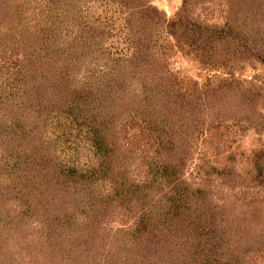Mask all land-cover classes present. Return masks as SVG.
Listing matches in <instances>:
<instances>
[{"label": "trees", "instance_id": "trees-1", "mask_svg": "<svg viewBox=\"0 0 264 264\" xmlns=\"http://www.w3.org/2000/svg\"><path fill=\"white\" fill-rule=\"evenodd\" d=\"M118 1L127 7L128 18L141 16L148 22H145L146 25L156 24L159 27L158 21L162 17L152 5H128L126 0ZM204 1L183 0L182 9L174 21L168 22L162 29L185 46L190 55L195 54L201 64L211 67L213 71L223 70L225 77H209L202 90L197 88L196 83L194 90L180 88L176 77L168 73L163 62L151 61L154 59L151 47L145 50V46H135L137 51L133 59L121 65L123 59L109 57L106 67L111 64L113 70H103L95 81L91 82L94 76L87 81L86 92L89 95L101 94L102 89V101L112 100L111 104L117 105V108L120 106L114 103V96H121L120 89L126 94L130 91L138 105L148 102L150 113H142L139 109L136 110L137 117L144 114L147 117L148 132L154 141L148 142L150 146L156 145L157 157L160 158L163 153H167V156L147 163L148 175L144 182L137 183L129 175L127 163L124 162L125 154L117 156L114 152L117 142L115 148L108 143V129L95 111L99 108L93 105L89 97L82 98L84 105L79 106L85 114L84 126L88 129L85 142L94 150L99 162L96 167H79L73 163L52 164L48 157L41 154L39 147L32 145V139L36 137L21 123L30 117L28 109L31 106L28 101L20 102L26 100L29 94L27 85L22 87L21 84H25V81L29 84L35 80L44 81L48 91L50 85L58 88L57 83L64 82L66 78L65 75L57 77L54 71L57 64L52 60L54 51L64 43L59 44L56 39L65 37V33H60L61 28L58 30L56 26L59 20L61 23L65 18L68 23L71 21L68 8L79 0H50L41 12L42 24L33 30V36L24 37L23 41L26 39L27 44V52L23 55L27 58L26 64L16 67V72L5 81L1 82L0 79V156L6 155L11 160V165L6 168V187L19 192L29 184L39 197L46 196L43 200L45 204L39 201L32 210L27 201L22 203L21 220L25 222L35 220L34 216L40 212L44 216L42 211L50 206L64 207L67 201H64L67 197L65 188L69 184L72 185L71 189L75 188L81 193L69 199L70 206L65 209L63 218L55 220L56 226L49 222L36 224L51 230L46 239L48 244L45 243L46 260H50L48 263L95 264L92 258L103 256L96 263L109 264L110 259L116 263L115 259L121 258L122 264H220L225 257L228 261L226 264H264V207L257 197L260 193H253L257 189L264 191V153L256 156L252 177L244 179L237 174V188L249 193L248 196L243 194L246 199L242 206L223 205L215 200L216 192L230 188L228 181H220L222 175L228 174V169H209L203 161L204 165L201 163L195 168L192 181L186 177L188 163L194 155L196 134L204 133L202 126L206 116H213L217 121L218 109L224 114L221 107L232 105L231 98L237 100L239 95V110L233 116H227V119L236 126H254L251 116L242 115L241 112L245 109L257 110L264 101V90L244 87L236 78L234 63L252 61L264 65V0H228L229 10L223 27H211L195 20V4ZM19 10H6V21L14 19L17 25L24 26L21 18L25 11L19 13ZM151 14L153 16L150 18ZM69 27L78 32L70 23ZM15 28L2 33L0 30V47L10 45ZM82 36L86 38L84 41H88L89 37L84 33ZM92 40L90 37L89 42ZM8 53L4 49L6 56ZM153 64L154 70H151ZM164 70L166 72L163 74ZM60 89L66 96L70 95L68 86H60ZM108 89L111 92H107ZM217 100L226 104H218ZM110 109L114 111L116 108L111 105ZM236 110L237 107L231 109L232 113ZM157 113L163 115L162 120L158 119ZM218 119L226 117L220 115ZM112 136L115 137L116 133L112 132ZM116 139L113 138V142ZM35 169L39 171L38 178L33 176ZM103 189H106L105 194ZM90 193L92 199L96 198L92 203L85 197ZM103 195V198H98ZM9 199L0 193V207ZM76 199L85 207L89 206L79 223L74 221L78 218L70 208ZM52 200L59 204H49ZM126 207L132 210L126 213L127 219H130L129 228H123L121 222L119 224L114 220L117 215L115 211ZM94 212L95 216L92 215ZM107 219L106 225L112 230L102 237L99 229ZM259 237L261 239L257 241ZM115 254L117 258L112 257ZM46 260L41 258L43 262Z\"/></svg>", "mask_w": 264, "mask_h": 264}, {"label": "rangeland", "instance_id": "rangeland-1", "mask_svg": "<svg viewBox=\"0 0 264 264\" xmlns=\"http://www.w3.org/2000/svg\"><path fill=\"white\" fill-rule=\"evenodd\" d=\"M49 1L0 0L1 33L16 27L12 33L10 45L0 47L1 82L11 77L16 72L14 71L16 67L26 64L27 58L23 57V55L27 52V36H33V30L42 24L41 12ZM126 1L129 3L128 5L144 4L146 6L152 5L156 8L159 11V16L162 17L158 21L160 28L156 24L146 25L148 22L141 16L128 18L127 7H124L121 1L118 0H79L78 3H74L73 7L68 8V17L71 19L69 23L75 26L78 32L74 31L73 27H69L67 18H65L63 23L60 20L58 21L56 27H58V30L61 28L60 33H65V37L62 36L56 39L57 43H64L56 47L54 58L52 59L53 62L57 63L54 70L57 77L65 75L66 78H64V82L57 83L58 88L50 85L48 91L47 84L44 81L35 80L30 84L25 81V84H21L22 87L27 85L29 94L25 98L26 100H20V102L28 101L31 103L28 109L30 117L22 120L21 123L36 137V139H32V145L39 147L41 154L48 157L52 164L68 165L73 163L79 167L88 165L96 167L99 162L94 150H91L88 142H85L88 129L84 126L85 114H83L79 106L84 105L82 98L89 97L90 101H93V105L99 108V110L95 111L99 115L98 117L102 119L101 123H105L106 129H108L106 131L109 136L108 143L115 148V143L117 142L114 152L117 153V156L118 154H125L124 162L127 163L126 168L129 171V175H132L133 179L138 183L147 179L148 167L146 166H148V162H156L167 156V153H163L160 158L157 157L156 145L150 146V142H148L149 140H151V143L154 141H152L153 139L148 132L147 117L145 114L137 117L136 110L139 109H141L142 113H150L148 102L138 105L136 97L131 95L130 91L127 93L130 94L127 97V94L120 89L119 93L121 96H114V103L120 106L117 108V105L111 104L113 103L112 100L102 101L101 95L104 93L102 89L101 94L89 95L86 92L88 79L90 78L91 80V77L94 76V79L91 80L93 82L100 73L104 71L111 72L113 70L111 64L106 67L107 60H110V58L114 60L123 59L124 62H121V65L126 63V60L133 59L137 51L135 46H140L141 48L145 46V50L151 47L150 51L154 55L152 56L154 59L151 61L163 62L167 66L168 73L176 77L177 86L183 89H192L196 83L197 88L202 90L209 81V77H225L226 74L223 70L213 71L211 67L201 64L202 62L195 54L190 55L185 46L179 44L173 36L166 34L165 29H162L168 22L174 21L182 9L183 0ZM204 2L195 4V20H200L211 27H223L229 10L228 0H205ZM14 9H20L19 13H23L22 10L25 11L21 18L24 26L22 24L17 25L14 19H11L10 22L6 21L5 11L15 12L16 10ZM152 16L153 14L149 17L151 18ZM157 16L158 14L155 17ZM79 30L81 31V37L79 36ZM83 33L89 37L87 38L88 41L83 40H86L82 36ZM24 37L26 38L25 41H23ZM90 37L93 38L91 42H89ZM4 49L9 51L7 56L4 54ZM234 64L236 78L243 83L244 87L264 90L263 64L252 61H241L239 63L237 61ZM154 66V64L151 66L153 68L151 70H154ZM138 71L139 73L141 72L140 69ZM165 72L166 70L163 71V74ZM213 72H215V75H212L214 74ZM157 77L160 79L159 76ZM37 81L38 85H36ZM60 86H68L70 95L66 96V94H63ZM107 92H111V90ZM21 93L23 92L21 91ZM239 99V95L237 100L231 98L232 105L217 100L218 104H226L221 107L224 114L218 109L219 112H217L215 117L217 121H214L213 116H206L204 124V118L202 119L204 133L196 134V139H199L194 141V155L188 163L186 172V177L192 181V175L196 172L195 168L198 167V164L202 163L201 165H204L203 161L206 162L205 164L209 169L210 167H217L220 171L228 169V174L222 175L223 178L220 181H228L230 188L220 189L216 192L215 200L220 201L223 205L227 204L233 207L242 206V202L246 199L243 194L249 195L246 190L242 192V190L237 188V174H240L244 179L252 177L254 160L258 154L264 153V101H261L257 110L245 109L241 112L242 115L251 116L254 121V126L248 127L243 125L236 126L227 119V116H233L239 110ZM157 103L160 102L157 101ZM111 105L116 108L114 111L110 109ZM236 107V112L232 113L231 109ZM254 113H257L256 116H254ZM157 114L159 115L158 119L162 120L163 115ZM220 115L226 117V119L219 120ZM206 128L207 130L205 131ZM112 132L116 133L115 137L117 139L115 142H113L115 137L112 136ZM135 137H137L136 141ZM203 154L206 156H202ZM10 165L11 160L6 155L0 158V193L5 194L7 198L10 197L7 201L9 204L6 202L4 206L0 207V264H50L48 263L50 260L48 262L46 260L45 243L48 244L46 239L49 237L51 230L36 226V224L49 222L52 226H56L55 220L63 218L65 209L70 206L68 204L69 199L73 198V196L75 197V194L78 195L80 191L75 188L71 189L72 185L69 184L65 188V196L67 197H65L64 201H67L64 207L50 206L46 211H42L45 213L44 216H41L40 212L39 215L34 216V221L25 222V220H21L24 202L27 201L29 203L27 205L32 210L35 209L39 201L43 203L46 196L39 197L36 194L37 191L31 190L29 184H26L27 187L22 189V191L20 189L19 192L16 189H14V192L12 191L13 189H7L5 184L7 179L6 168L8 169ZM33 172V176L38 178V169L33 170ZM214 186H216V183ZM109 187H106V189ZM106 189L102 190L103 194L106 193ZM253 193L254 195L260 193L257 197L264 207V191L257 189ZM91 194L85 197H87L88 202L92 203L96 198L92 199L93 196ZM103 197L104 195L102 197L98 196V198ZM28 199H30V202ZM53 203L59 204L56 200L49 202V204ZM70 208H72L75 217L78 218L74 221L79 223L85 216L83 214L89 206L85 207L76 199ZM94 210H96L95 207ZM100 211H102L101 208ZM115 212L117 215L114 220L119 224L121 222L122 227L124 226L123 228H129L130 219L128 220L126 216L132 210L126 207V209H117ZM127 212L128 214L126 215ZM94 214L95 212L92 215L95 216ZM108 219L110 221V218ZM108 219L99 229L102 237H106L107 234L111 233L112 227L106 225ZM79 227L81 228L80 225ZM256 234L260 236L257 230ZM260 239L259 237L256 240ZM42 240L46 241L43 242ZM40 247L43 250L41 252ZM98 253L101 254L100 252ZM42 257L45 258L46 262L41 261ZM112 257L117 258V254ZM102 258L103 256L100 258L93 257L92 261L98 264L96 262L102 260ZM115 260L116 263L110 259L109 264H122L121 258ZM222 260L220 264L228 262L225 257ZM102 264H107V262Z\"/></svg>", "mask_w": 264, "mask_h": 264}]
</instances>
